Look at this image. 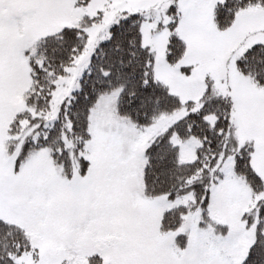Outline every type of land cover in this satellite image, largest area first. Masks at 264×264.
Here are the masks:
<instances>
[{"label": "snow or ice", "instance_id": "6c2138e0", "mask_svg": "<svg viewBox=\"0 0 264 264\" xmlns=\"http://www.w3.org/2000/svg\"><path fill=\"white\" fill-rule=\"evenodd\" d=\"M64 7L0 0V264H264V26L240 33L264 24V0H105L46 32ZM201 35L249 90L255 125L218 94Z\"/></svg>", "mask_w": 264, "mask_h": 264}, {"label": "rangeland", "instance_id": "374dc122", "mask_svg": "<svg viewBox=\"0 0 264 264\" xmlns=\"http://www.w3.org/2000/svg\"><path fill=\"white\" fill-rule=\"evenodd\" d=\"M122 2V0H118V3ZM105 3V0H94V5L90 9L82 10L77 9L74 7V0H66V7L59 8V9H53L49 13L46 14V18H50L51 22L47 24L46 32L54 33L58 30L59 26H67L72 25L73 27L77 26L79 22L82 20L83 15L87 12L92 15H95V10L97 7L102 8ZM118 10V4L117 6L112 7L107 11L105 22L111 19L112 15ZM201 15L206 16L209 19V22H211L212 17V9L206 8L201 10ZM256 25L264 26V24H261V20L256 16H249L246 20H244L240 25V33L246 34L250 29H252ZM100 26H97L99 30ZM215 31V29H213ZM46 34V33H42ZM218 37H220L222 34L217 33ZM238 38H242V35L234 36L233 40H236ZM155 47L158 49L160 54V60L162 67L160 68V74L161 78L166 79L168 82H172L175 79V73L174 70L170 69L169 66L164 62V51H165V43L166 41H155ZM199 48L204 52H211L212 55L209 56L208 62L212 64L214 67L218 70V76L219 78L216 81L215 88L218 92V94H231L234 95L237 99V105H236V112L234 115V119H238L242 125H245L246 127H251L255 125L256 123V107L255 103L252 99V96L249 92V90L240 84V80L238 75L235 73L234 69L232 67L225 68L224 65V57L223 59H219L217 62L214 57L217 54V51L220 48V45H218L215 42L209 41L207 38H205L203 35L199 37ZM188 57L186 56L185 61H182V63H190ZM26 68V65H25ZM27 73L25 72V82L23 85V91H21L19 94H17L15 91L12 93V95L8 98L9 103L16 108L23 107L26 104V98L24 96V92L27 91L28 87L31 85V81L26 79ZM9 79L13 83H15L16 74L15 72H11L9 74ZM223 81V82H221ZM231 87L232 92L229 93L228 89ZM258 95H264L258 93ZM243 101L244 103H241ZM43 106L42 104L40 105ZM247 138V137H246ZM261 167H264V164L261 165ZM34 238L40 239L38 232L33 233ZM54 244L51 242H46L44 245V250L46 252H52L54 249ZM85 264L87 262L85 261Z\"/></svg>", "mask_w": 264, "mask_h": 264}, {"label": "trees", "instance_id": "16d2710c", "mask_svg": "<svg viewBox=\"0 0 264 264\" xmlns=\"http://www.w3.org/2000/svg\"><path fill=\"white\" fill-rule=\"evenodd\" d=\"M43 107V106H42ZM0 235H2V233H0Z\"/></svg>", "mask_w": 264, "mask_h": 264}]
</instances>
